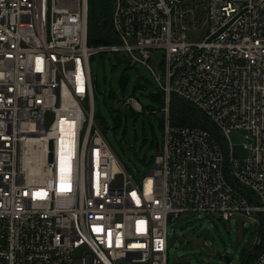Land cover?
<instances>
[{
    "label": "built area",
    "instance_id": "obj_1",
    "mask_svg": "<svg viewBox=\"0 0 264 264\" xmlns=\"http://www.w3.org/2000/svg\"><path fill=\"white\" fill-rule=\"evenodd\" d=\"M111 1L113 41L89 45L88 0H0V264H167L168 222L200 213L256 222L264 264V0ZM107 52L163 93L145 173L94 121L90 58ZM171 96L215 130L171 125Z\"/></svg>",
    "mask_w": 264,
    "mask_h": 264
},
{
    "label": "rangeland",
    "instance_id": "obj_2",
    "mask_svg": "<svg viewBox=\"0 0 264 264\" xmlns=\"http://www.w3.org/2000/svg\"><path fill=\"white\" fill-rule=\"evenodd\" d=\"M162 55L161 49L151 51L148 64L155 73L161 72ZM118 56L107 52L90 58L95 121L120 160L134 173H145L146 162L157 153L155 147H149V141L155 136L160 143L162 139L161 103L151 96L157 93L158 86L148 68L140 63L130 65L121 54ZM122 76L127 78L123 89L119 84ZM129 96L139 101L141 112L123 102ZM149 106L156 114L150 112ZM116 115L120 116V122L114 120ZM52 119L53 114L47 112L45 128ZM231 138L235 143L240 142L241 133L232 132ZM167 227V264H226L219 257L223 255L230 259L228 264H240L247 254L254 253L253 248L258 250L253 247L260 236L257 223L237 214L228 220L209 213L193 214L169 221ZM79 256L81 251L75 253L76 259ZM253 257L246 264H251Z\"/></svg>",
    "mask_w": 264,
    "mask_h": 264
},
{
    "label": "trees",
    "instance_id": "obj_3",
    "mask_svg": "<svg viewBox=\"0 0 264 264\" xmlns=\"http://www.w3.org/2000/svg\"><path fill=\"white\" fill-rule=\"evenodd\" d=\"M110 15H111V0H88L87 43L89 45H101V44H107L113 41V35H112L111 23H110ZM114 56L119 58L118 54ZM124 60L126 61V59ZM126 82H127V78L125 76L120 77L119 84L122 89L125 87ZM136 85H138V78L136 81ZM151 96L154 100H158L161 103V106H160V109H161L164 105L163 93L159 89H157V93L151 94ZM149 109L151 110L150 111L151 113L156 114L155 109H153L150 106H149ZM95 117L96 116L94 113V121H95ZM114 120L120 122V116L116 115ZM163 121H164L163 117H161L159 119V124H160L159 126H160L161 132L163 130ZM169 121L171 125H182V126L199 125L205 129H208L211 132L215 130L214 126L209 122V120L203 114H201L195 107H193L191 104L175 96L170 97ZM95 123L99 126V124L96 121ZM149 147H155L157 151L159 150L160 142L156 136L154 139L149 141ZM153 157L154 155L151 156L148 162H146L147 169L151 166L153 162ZM124 165L127 167V169L133 172L126 164ZM134 174L137 175L136 173ZM252 251H254L255 253V248H253ZM254 253L247 254L245 258H242L240 264L248 263L250 258L254 256Z\"/></svg>",
    "mask_w": 264,
    "mask_h": 264
},
{
    "label": "water",
    "instance_id": "obj_4",
    "mask_svg": "<svg viewBox=\"0 0 264 264\" xmlns=\"http://www.w3.org/2000/svg\"><path fill=\"white\" fill-rule=\"evenodd\" d=\"M239 148H240L239 146L236 147V149H239ZM219 257H221L226 264H228L230 262V259L226 255L219 256Z\"/></svg>",
    "mask_w": 264,
    "mask_h": 264
}]
</instances>
